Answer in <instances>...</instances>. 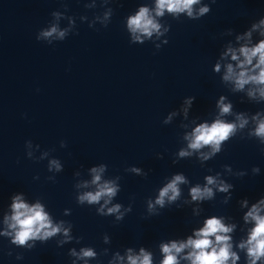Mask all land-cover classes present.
Here are the masks:
<instances>
[{
    "label": "water",
    "instance_id": "95a60500",
    "mask_svg": "<svg viewBox=\"0 0 264 264\" xmlns=\"http://www.w3.org/2000/svg\"><path fill=\"white\" fill-rule=\"evenodd\" d=\"M147 2L115 0L107 5L113 9L108 26L89 28L79 17L91 20L102 13L99 3L95 9H85V0H0V229L10 197L23 193L29 202L41 199L54 220L70 222L73 236L82 238L79 244L57 247L56 237L26 250L0 237V264H71L68 250L85 246L98 254L109 250L108 256L89 264H107L113 252L123 254L128 247L150 250L158 264L161 241L185 238L212 215L231 217L237 224L234 242L245 236L238 201L247 198L251 204L264 196V154L259 143L237 136L203 166L194 157L174 165L175 153L182 147L181 120L177 117L169 125L162 121L187 97H195L189 118H199L198 123L211 119L221 95L236 112L264 111V103L248 102L242 93L232 94L221 84L223 66L219 74L212 72L223 45L264 17V0H202L211 11L199 20L165 16L161 22L170 25L168 43L158 51L151 42L130 44L124 27L125 18ZM65 7V15L76 17L78 34L53 45L38 42L36 34L47 26L51 12ZM66 23L61 21V27ZM229 29L233 36H223ZM26 141L39 145L36 157L48 151L50 158L61 161L63 171L55 174L54 183L46 179L53 175L47 171V159L27 158ZM61 141L66 147H60ZM158 154L163 159H157ZM100 163L108 166L106 176L121 177V191L113 203L132 205L120 222L75 202L73 173L81 171L87 179V169ZM225 165L246 175H225ZM132 166L147 176L125 171ZM253 167L260 169L258 175L252 174ZM216 172L233 185L228 204L222 203L224 194L217 193L214 200L200 205L199 217L192 216L196 205L180 201L157 216L147 215L145 201L155 197L166 177L183 173L190 187ZM181 187L182 200L187 199L188 187ZM65 209H71V215L63 216ZM104 235L110 238L107 245ZM18 254L22 259H16ZM239 255L238 264H245L244 253Z\"/></svg>",
    "mask_w": 264,
    "mask_h": 264
},
{
    "label": "clouds",
    "instance_id": "9594fccd",
    "mask_svg": "<svg viewBox=\"0 0 264 264\" xmlns=\"http://www.w3.org/2000/svg\"><path fill=\"white\" fill-rule=\"evenodd\" d=\"M60 2L63 3L64 0ZM113 2L115 0H85V9H95L99 3L104 11L94 15L91 20L87 16H80V22H88L89 28L96 24L106 28L113 15V9L107 5ZM210 3H215V0H210ZM67 11L65 7L63 11L51 12L50 21L38 31L36 40L53 45L64 41L70 34H78L75 32L76 17L65 15ZM210 11L209 5L202 0H148L125 18L124 27L130 44L151 42L158 51L168 43L165 37L170 31V25L161 22L165 16L174 20L184 16L195 21ZM61 21H66V26L61 27ZM254 33L257 34L255 42ZM222 35L233 36V30L229 29ZM222 66L220 82L232 94L242 93L248 102L264 103V17L251 23L247 30L235 34L234 40L223 45L212 72L219 74ZM194 101L195 97L183 99L180 107L169 112L162 121L164 125H169L177 117L181 120L179 127L183 130L180 136L182 147L175 153L172 160L174 165L180 160L194 157L203 166L223 151L224 144L237 136L240 139L256 140L264 154V111H257L255 114L236 112L228 98L221 95L215 102L211 119L198 123L199 118H189ZM228 117L232 119L228 120ZM60 147H66V143L61 141ZM25 150L28 159L36 162L47 159V171L53 175L46 179L54 183L55 174L63 171L61 161L50 158L48 151H42L36 157L34 153L39 150V145L33 146L31 141L25 142ZM157 159H163V156L158 154ZM107 171L108 166L100 163L87 169V179L83 178L81 171L74 172L75 202L78 206L94 207L97 216L114 217L116 222H120L132 211V205L129 203L125 207L120 203H113L121 191V177H108ZM125 171L136 176H147L146 172L135 166L126 168ZM251 172L258 175L260 169L253 167ZM223 174L237 177L246 175L243 171L233 172L227 165L223 168ZM189 184L190 181L183 173L166 177L155 197L145 201L147 215L157 216L160 210L180 201L182 205H196L192 207V216L199 217L202 212L200 205L214 200L217 193L224 194L223 204H228L232 199L233 185L227 183L220 172L204 176L202 184L190 187ZM181 186L188 187L187 199L182 200ZM238 204L243 211L240 231L245 233L238 242L233 241L237 224L232 222V218L212 215L205 218L202 226L194 228L185 238L161 241L157 245L161 256L158 264H238L241 252L244 253L245 264H264V196L251 204L247 198L239 200ZM62 214L71 215V209H65ZM2 216L0 237L8 239L10 245L16 248L31 250L37 242L44 244L56 237H59L57 247L73 242L79 244L82 239L73 236V225L70 222L54 220L41 199L29 202L23 193L10 197V204ZM102 242L109 244V236L104 235ZM7 254L11 256L12 252ZM67 255L71 258V264H89V261L98 260L101 255L108 256L109 250L105 248L98 254L90 246L80 247L79 250L73 247L68 250ZM16 259H22V256L18 254ZM107 264H154V256L144 247L138 250L128 247L123 254L113 252Z\"/></svg>",
    "mask_w": 264,
    "mask_h": 264
}]
</instances>
